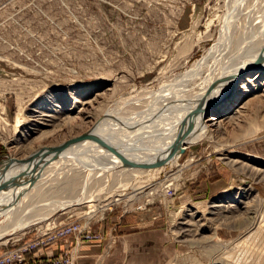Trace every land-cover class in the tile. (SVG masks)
<instances>
[{"label": "rangeland", "instance_id": "374dc122", "mask_svg": "<svg viewBox=\"0 0 264 264\" xmlns=\"http://www.w3.org/2000/svg\"><path fill=\"white\" fill-rule=\"evenodd\" d=\"M263 46L264 0H0V172L100 124L155 135ZM247 77L217 126L164 166L42 174L21 216H49L14 232L2 217L0 253L73 221L94 238L62 240L67 264H264V71L241 92Z\"/></svg>", "mask_w": 264, "mask_h": 264}, {"label": "bare ground", "instance_id": "6f19581e", "mask_svg": "<svg viewBox=\"0 0 264 264\" xmlns=\"http://www.w3.org/2000/svg\"><path fill=\"white\" fill-rule=\"evenodd\" d=\"M250 71L251 73H249ZM261 71H264V46L250 55V57L247 58L243 64L239 65L233 73H230L226 77H221L215 85L212 84L213 87H209L210 90L207 89L202 94L198 93L199 95L197 94L196 96V102L192 105L195 106V109L193 108L195 111H193V113L190 112L192 109L190 108V110L188 109V111L183 114L184 116L190 112V114L192 113L191 116L188 114L190 117L187 115L181 118L179 115L176 116V114L180 111L182 113V110H180L178 113L174 111L176 114L172 112L173 114H169V116L165 117L164 120L161 119L158 123L156 122L154 129H152V133L154 132L155 135H151V133H149V135L142 134V139H137L136 141H132L130 139V141H128L126 135L124 134L126 132L123 131L122 133H116L113 135L108 131L106 132L105 127L107 125L100 124L87 134L89 136H93V138L80 139L83 137L80 136L78 138H74L73 140L64 142L60 146H44L40 148L41 151L32 154V156L25 161L22 160L18 162L15 160L11 163V167L7 172H0V223H2V217H5V221L6 219H9L10 221L12 220L11 227L14 232L47 219L49 216L48 214L34 219L27 217L24 220H22L23 216L21 215L26 213L25 210H23L26 201L34 194L42 195L43 192L41 191H43V185H46V182L50 180L49 179L44 183V180L46 179H44L42 174H51V178H53L56 174L51 170L54 168L57 171H62L65 168L72 171V167L69 169V166H77V173L79 175L84 176L86 174L85 172L91 171L93 173H91L90 176H94L98 174L97 172H100V167L98 166H100L104 160H108V163L110 162V166L111 164L112 166L114 164L117 168L123 167L124 169H130V171H136L141 167L140 165L164 159L169 157L173 152H175V154L172 158H177L180 155L179 148L185 149L187 145L195 144L199 139L206 135L208 127L217 126L218 115L221 114L223 110L227 111L226 109H228L229 104L237 99L238 93L240 92L237 91V87L241 77H244V75L248 76L246 81L243 82L241 92H245L247 90L250 91V85L254 83L255 79L259 78L258 76ZM209 107L215 108V111H212L211 116L204 120V116L207 115ZM112 119L113 118H111V120ZM111 123L112 122H110V124ZM131 124L132 122L129 126H132ZM133 128L132 130H130L131 128L129 129L132 133ZM144 139H148V141ZM87 161L93 162V165H85L86 163L88 164ZM107 165L102 166L106 168ZM67 175L68 176L65 177L66 182L69 181L71 184L78 182L79 178L77 174L74 176L70 174ZM11 180L18 181V184L10 185L12 182ZM90 182H92V180ZM88 194L89 193L86 191L82 197H79V199L77 198L75 201L63 202L57 208H53L50 213L56 210L69 208L73 205L86 203L87 201H90L91 198ZM224 206L225 205H223V207ZM197 215L198 213L194 212L190 216L196 217ZM188 222L189 221H186V226ZM54 226H57V224ZM189 226L192 227V224ZM70 236L75 237L76 247H79L80 242L85 240L77 238L74 233L65 235L62 240ZM6 238V233H2L0 231V241L5 240ZM37 259L39 258L37 257Z\"/></svg>", "mask_w": 264, "mask_h": 264}, {"label": "built area", "instance_id": "2783aa9c", "mask_svg": "<svg viewBox=\"0 0 264 264\" xmlns=\"http://www.w3.org/2000/svg\"><path fill=\"white\" fill-rule=\"evenodd\" d=\"M138 210L145 209L144 206H138ZM87 227L79 226L75 222L60 223L57 226L51 225L47 232L36 233L32 238L25 240L20 246L6 249L0 253V264H67L69 256L65 253L57 258L37 259L35 253L54 243L70 233H74L77 238H94L87 232Z\"/></svg>", "mask_w": 264, "mask_h": 264}, {"label": "crops", "instance_id": "0c3cea01", "mask_svg": "<svg viewBox=\"0 0 264 264\" xmlns=\"http://www.w3.org/2000/svg\"><path fill=\"white\" fill-rule=\"evenodd\" d=\"M67 248H69V245L67 246ZM63 250H64V242L62 240H58L54 243H51L47 247L38 250L35 253V256L43 259L57 258L61 256Z\"/></svg>", "mask_w": 264, "mask_h": 264}, {"label": "water", "instance_id": "95a60500", "mask_svg": "<svg viewBox=\"0 0 264 264\" xmlns=\"http://www.w3.org/2000/svg\"><path fill=\"white\" fill-rule=\"evenodd\" d=\"M85 138H93V136H89V135H83V137L82 138H80V139H85ZM94 138H96V137H94ZM97 139V138H96ZM97 140H99V139H97ZM184 151H185V149H182V148H179V152H180V154H183L184 153ZM174 154H175V152H173L170 156H169V158H172L173 156H174ZM166 161H168V159L167 160H165V159H161V160H155V161H153V162H151V163H149V164H143V165H140L141 167H144V168H148V167H153V166H157V167H159V166H164L165 165V163H166ZM12 181V180H11ZM8 183H10V182H8ZM7 184V183H6ZM16 184H18V181H12L11 182V184L10 185H16ZM5 185V184H4Z\"/></svg>", "mask_w": 264, "mask_h": 264}]
</instances>
